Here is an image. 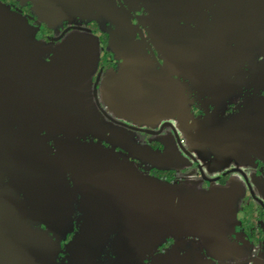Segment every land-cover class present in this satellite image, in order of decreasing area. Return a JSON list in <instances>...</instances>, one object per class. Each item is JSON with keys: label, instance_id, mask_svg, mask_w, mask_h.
Wrapping results in <instances>:
<instances>
[{"label": "flooded vegetation", "instance_id": "af4514ba", "mask_svg": "<svg viewBox=\"0 0 264 264\" xmlns=\"http://www.w3.org/2000/svg\"><path fill=\"white\" fill-rule=\"evenodd\" d=\"M42 4L0 0V264H264V0Z\"/></svg>", "mask_w": 264, "mask_h": 264}, {"label": "water", "instance_id": "95a60500", "mask_svg": "<svg viewBox=\"0 0 264 264\" xmlns=\"http://www.w3.org/2000/svg\"><path fill=\"white\" fill-rule=\"evenodd\" d=\"M42 1H43L44 4H42V6L40 8L38 6V12L41 15H43V13L47 12L50 16H52V17L55 16V0H42ZM107 15L110 16V14H107ZM116 35L120 37L122 34H116ZM117 40H120V38H118ZM187 60H190V59H187ZM192 62H194V61H192ZM135 103H136L137 107L139 106L138 108L141 107L136 101L135 102L134 101L131 102V105L136 106ZM134 115L137 116V114H134ZM137 117H139V115ZM44 162L45 163L39 164V166H38L37 172L40 175V177L45 175L43 169L44 168H50L49 165H51V163L46 161V159L44 160ZM194 202H198L202 206L200 208H196V207H193L191 205L192 206L191 209H194V210L189 212L190 215H192V216H196L197 215L198 219H201L202 214L208 216L207 215L208 212H209L210 216L217 215V213L213 210L214 207L206 199L203 200L202 198H194L192 200H183L182 201L184 207H186L187 205H190V204H193V205L197 206ZM165 204L167 206H169V207L178 209L177 207H174L173 202L170 201V200H166ZM200 213H202V214L200 215ZM192 221L194 222L196 228L200 227L201 232L203 234L205 233V236L207 235L206 232H205V229L208 228V226H211L212 222L216 223V220L215 221L214 220H210V223H208L207 220H192Z\"/></svg>", "mask_w": 264, "mask_h": 264}, {"label": "rangeland", "instance_id": "374dc122", "mask_svg": "<svg viewBox=\"0 0 264 264\" xmlns=\"http://www.w3.org/2000/svg\"><path fill=\"white\" fill-rule=\"evenodd\" d=\"M195 188V186H193L192 184L190 183H186L184 185V187L182 188V192H185V193H190L193 191V189Z\"/></svg>", "mask_w": 264, "mask_h": 264}]
</instances>
